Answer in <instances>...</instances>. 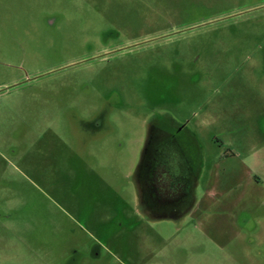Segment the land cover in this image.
Instances as JSON below:
<instances>
[{
	"label": "rangeland",
	"instance_id": "1",
	"mask_svg": "<svg viewBox=\"0 0 264 264\" xmlns=\"http://www.w3.org/2000/svg\"><path fill=\"white\" fill-rule=\"evenodd\" d=\"M153 126L180 216L140 197ZM0 264H264V0H0Z\"/></svg>",
	"mask_w": 264,
	"mask_h": 264
},
{
	"label": "flooded vegetation",
	"instance_id": "2",
	"mask_svg": "<svg viewBox=\"0 0 264 264\" xmlns=\"http://www.w3.org/2000/svg\"><path fill=\"white\" fill-rule=\"evenodd\" d=\"M129 48L110 49L94 59H106ZM179 130L164 126L152 127L145 145V153L137 171L142 203L152 215L180 216L192 205L193 156L187 145L178 138ZM174 158L176 174L168 162Z\"/></svg>",
	"mask_w": 264,
	"mask_h": 264
}]
</instances>
